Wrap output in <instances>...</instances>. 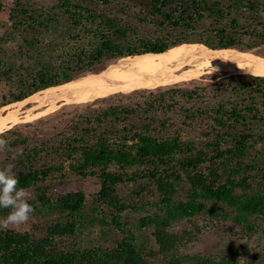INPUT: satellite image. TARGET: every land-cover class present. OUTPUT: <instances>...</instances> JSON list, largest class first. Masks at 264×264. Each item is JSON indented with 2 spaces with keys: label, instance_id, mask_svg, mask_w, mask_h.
I'll return each instance as SVG.
<instances>
[{
  "label": "trees",
  "instance_id": "obj_1",
  "mask_svg": "<svg viewBox=\"0 0 264 264\" xmlns=\"http://www.w3.org/2000/svg\"><path fill=\"white\" fill-rule=\"evenodd\" d=\"M183 43L242 54L264 45V0H13L0 33V109L123 57ZM214 78L187 88L173 80L128 102L121 93L79 104L45 138L17 127L1 134L0 214H13L17 193L34 188L35 215L46 225L0 228V264L262 262L264 76ZM186 129L202 137L184 138ZM89 177L100 180L93 195L83 187ZM200 218L238 224L247 241L217 255L189 252ZM183 222L190 225L178 229ZM95 225L105 238L115 232V243L84 239Z\"/></svg>",
  "mask_w": 264,
  "mask_h": 264
},
{
  "label": "rangeland",
  "instance_id": "obj_2",
  "mask_svg": "<svg viewBox=\"0 0 264 264\" xmlns=\"http://www.w3.org/2000/svg\"><path fill=\"white\" fill-rule=\"evenodd\" d=\"M12 1L13 0H0V33H2L4 31L5 26H7L8 14H9V9L12 6ZM244 51H246L245 53L248 54L247 56L257 61H264V59L259 60L264 57V45L256 47L253 50H244ZM183 67L195 70L194 68L187 67L186 65ZM206 71H211V69H208V68L204 69L202 74H205ZM202 74H200L199 76L200 78L198 77V78H192L187 81H178L180 83L173 84V85L187 88V87H193L195 85H204L209 82H212L215 80L214 78L215 76H219V75L220 76L221 75L231 76V75H227L226 72H222V71H218L216 73L205 74V75H202ZM234 75H242V74H234ZM156 76L164 77L165 80L163 81V83L161 84L152 83L148 87H139V90H154V89H140V88H152V87L163 85V84H166L168 82L175 80V79L170 78L167 72H164V71L157 73ZM141 78L142 77L138 76V79H141ZM165 87L167 86L159 87V88H165ZM132 90H135V91H132ZM139 90L131 89V90L124 91L128 93H122V94L127 95L123 97L122 100L124 102H128V100H130V94L133 92L139 91ZM6 91H7V87L5 85H1L0 86V101L2 100L3 95L6 93ZM118 94H121V93H118ZM41 95L39 96L37 95V97H35V100L33 102H30L29 104L24 105L22 108H20L21 110H19V113L20 114L26 113V110L29 107L37 108L38 101H41ZM62 101L63 100H57L56 102L59 104ZM82 103H88V102H74V103L65 105L57 109L55 112L42 117L44 120L41 122H38V120L42 118L31 121V122H27V123H19L14 128L16 127L20 128L25 134L32 136L34 139L45 138V137L51 136L52 134L58 132L59 131L58 129H62L66 127L70 117L73 114H75V112L77 111V106ZM18 106L19 105L15 104V102L11 103L1 108L0 112L4 114L7 111H11L14 108H18ZM54 107L55 106H52L50 107V109ZM38 109L44 110L45 107H41ZM28 124H31V125H28ZM201 132L202 130L194 131V130L186 129L183 131V135H184V138H200L202 137ZM76 179L77 178H72L71 181L73 182ZM51 183H57V184L56 186H51L50 192H55V191L57 192V190L61 187L60 184L57 182V180H52V181L47 182L48 185H51ZM99 186H100V180L98 177L87 178L84 181V185H83L84 190L88 195L95 194L97 190L99 189ZM128 192H129L128 186H125L121 189V193L123 195L128 194ZM36 193L37 191L34 188L19 191L16 195L17 204L15 206L14 213L7 215V216H2L0 214V228H10V229H15L19 231H27V230L34 229L37 225H40L39 228L45 227L46 220L44 219V217L40 216V218H38V216L35 215V213H37V209H39ZM126 216L129 221H135L140 218V215L135 214V213H130V214L127 213ZM198 224L199 226L202 227L203 231L197 236L194 242H192L188 246L189 252H196V253L206 254V255H217L218 253L223 251L226 244L228 243H235L236 245H240L247 241V236L244 235L239 225L231 221H224V222H221L215 225V224H209L205 218H200L198 220ZM189 225L190 224L188 222H183L182 224L178 225L177 228L182 229ZM102 229L103 228L100 225L90 226L86 230H84L83 238L89 241L93 239V242L91 243H94V244L96 243V244H103V245H108V246L113 245L115 243L114 239L116 238V233L113 231H108L107 238H105L101 235ZM258 264H264V260H262V262Z\"/></svg>",
  "mask_w": 264,
  "mask_h": 264
},
{
  "label": "bare ground",
  "instance_id": "obj_3",
  "mask_svg": "<svg viewBox=\"0 0 264 264\" xmlns=\"http://www.w3.org/2000/svg\"><path fill=\"white\" fill-rule=\"evenodd\" d=\"M199 45L205 48L183 43L162 53L123 57L110 64L99 74L88 75L81 80L42 91L41 101H38L37 108L45 107L44 110L48 111L50 107L58 104L57 100L91 102L114 92L148 87L152 83H163L165 78L156 76L162 71L167 72L170 78L181 81L198 78L206 68L211 71L243 72L264 76V61H257L233 49H212L202 44ZM138 76L142 78L138 79ZM37 95L39 96L37 93L29 98L34 101ZM25 100L17 101L15 104L20 105ZM18 120L16 112L11 111L5 114L0 112V132L16 124Z\"/></svg>",
  "mask_w": 264,
  "mask_h": 264
},
{
  "label": "water",
  "instance_id": "obj_4",
  "mask_svg": "<svg viewBox=\"0 0 264 264\" xmlns=\"http://www.w3.org/2000/svg\"><path fill=\"white\" fill-rule=\"evenodd\" d=\"M199 44H202V43H199ZM202 45H205V44H202ZM206 46V45H205ZM207 48H210V47H208V46H206ZM217 49H231V48H217ZM235 49H238V48H235ZM239 51H243V50H241V49H238ZM101 72V71H100ZM100 72H96V73H90V74H87V75H84V76H81V77H78V78H76V79H73V80H71V81H68V82H65V83H62V84H66V83H69V82H72V81H78L79 79H81V78H84V77H86V76H88V75H91V74H99ZM216 72H218V71H216V70H213V71H206L205 72V74H210V73H216ZM222 72H224V71H222ZM227 73V72H226ZM205 74H202V75H205ZM234 74H249V73H227V75H234ZM252 75V74H251ZM200 78V77H199ZM62 84H59V85H55V86H51V87H56V86H60V85H62ZM167 86H169V85H167ZM160 87H164V86H160ZM48 88H50V87H48ZM48 88H45V89H43V90H40V91H37L36 93H34V94H39V95H41V94H43V92L42 91H44V90H46V89H48ZM156 88H159V87H155V88H140V89H156ZM136 90H139V89H136ZM132 91H135V90H132ZM129 92H131V91H129ZM118 93H128V92H114V93H112V94H109L108 96H110V95H115V94H118ZM34 94H32V95H30V96H33ZM29 96V97H30ZM29 97H27V98H25L24 100L25 101H23L19 106H18V108H14L13 110H11L12 112H16L17 113V117H19V120L17 121V123L16 124H14V125H12V126H10V127H8V128H6V129H4L3 131H1L0 132V135L1 134H3V133H5V132H7V131H9V130H11V129H13L17 124H19V123H27V122H31V121H34V120H37V119H40V118H42V117H44V116H47V115H49V114H51V113H53V112H55L57 109H59V108H61V107H63V106H65V105H68V104H71V103H74V102H65V101H63V102H60L59 104H57L54 108H52V109H49L48 111L47 110H41V109H38V108H36V107H29L27 110H26V113H24V114H20L19 113V110H21L20 108H22L24 105H27V104H29L30 102H33V100L31 99V98H29ZM36 109V110H31V109ZM11 111H7L6 113H8V112H11ZM31 113V114H30ZM5 114V113H4Z\"/></svg>",
  "mask_w": 264,
  "mask_h": 264
}]
</instances>
